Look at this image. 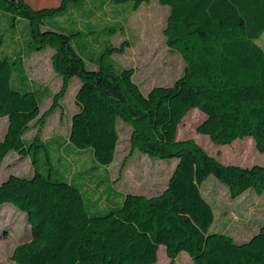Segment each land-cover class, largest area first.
I'll list each match as a JSON object with an SVG mask.
<instances>
[{
    "label": "trees",
    "instance_id": "1",
    "mask_svg": "<svg viewBox=\"0 0 264 264\" xmlns=\"http://www.w3.org/2000/svg\"><path fill=\"white\" fill-rule=\"evenodd\" d=\"M31 1L0 0L12 32L20 21L28 31V41L23 38L13 56H0V117L6 118L0 163L15 151L33 165L29 177L9 174L0 181V205L10 203L25 212L31 230L11 258L19 264H157L162 245L171 260L184 251L194 264H264V223L242 242L211 231L213 209L199 189L213 175L232 197L247 190L262 194L264 164L225 163L193 140L176 137L178 124L196 107L204 115L195 129L214 144L250 136L264 153V50L256 42L264 32V0H157L169 7L166 43L185 65L171 84L146 93L133 80L134 69L109 59L126 42L103 47L88 59L96 64L88 69L73 44L81 32H66L48 21L86 0ZM92 1L102 7L106 1H131L136 9L152 0ZM46 47L54 50L51 63L62 77L47 112L59 106L73 77L80 80L76 109L62 138L82 150L79 159L85 164L74 178L66 177L72 170L65 165L59 167L62 178L45 169L40 158L49 163L46 140L24 138L40 115L38 95L45 91L27 83L22 53ZM118 120L132 127L131 150L177 159L160 193H124L111 188L109 176L102 181L101 168L115 157ZM97 190L107 194L106 204L95 197Z\"/></svg>",
    "mask_w": 264,
    "mask_h": 264
},
{
    "label": "rangeland",
    "instance_id": "2",
    "mask_svg": "<svg viewBox=\"0 0 264 264\" xmlns=\"http://www.w3.org/2000/svg\"><path fill=\"white\" fill-rule=\"evenodd\" d=\"M39 1L31 2L33 4ZM97 4L98 1L86 0L83 6L71 8L64 14L48 19L57 29L81 32L74 36L73 44L85 58L88 69L96 67L95 62L88 59L92 56L96 58L103 47L110 44L119 46L126 42L124 50L111 54L109 59L117 66L134 69L133 80L144 93L153 86L171 84L183 73L184 60L178 51L169 48L164 34L169 13L168 5L160 4L157 0L141 3L136 9L130 6L131 1L121 3L106 1L103 7ZM7 20L8 18L0 12L2 40L0 56L3 54L13 56L20 48L22 39L28 41L26 24L18 22L17 29L12 32ZM108 27L111 29L108 30ZM256 42L264 50V32ZM53 51L52 48L46 47L39 51L26 49L22 53L21 62L27 83L36 87L38 91H45L43 96L38 95L40 115L30 122L24 138L29 141L34 137L41 141L46 140L49 163L44 157L41 156L42 160L40 158L41 163L45 162V169L50 168L53 176L62 178L59 167L65 165L72 170V174L69 173L66 177L74 178L81 173L85 164L79 159L82 150L71 144L67 146L62 138L68 134L71 114L76 109L75 94L80 80L73 77L59 100V106L47 112L53 96L62 84V77L51 63ZM202 114L196 107L189 109L178 124L177 139L193 140L209 154L225 163L264 164V153L258 151L254 139L250 136L237 138L230 144H214L207 135L198 133L195 128L202 120ZM117 129L119 137L115 157L107 168H101L102 181L106 182L109 176L111 188L120 192L143 193L147 196L160 193L166 187L177 159L152 158L137 149L131 150L132 127L118 120ZM5 130L6 118L0 117V136ZM32 173L33 165L30 158L20 156L15 151H10L0 163V181L9 174L29 177ZM105 175L107 178H104ZM199 189L213 209L211 231L226 232L235 241L242 242L250 238L264 223V192L258 194L253 190H247L232 197L227 186L213 175L203 180ZM106 195L100 190L95 192V197L102 204H106ZM30 233V224L25 212L19 211L10 203L0 205V264H19L11 255L19 242L30 238ZM157 260H160L157 264H194L184 251L171 260L162 245L157 250Z\"/></svg>",
    "mask_w": 264,
    "mask_h": 264
},
{
    "label": "crops",
    "instance_id": "3",
    "mask_svg": "<svg viewBox=\"0 0 264 264\" xmlns=\"http://www.w3.org/2000/svg\"><path fill=\"white\" fill-rule=\"evenodd\" d=\"M77 86H78V83H77ZM77 90V89H76ZM71 116H72V114H71ZM125 193V192H124ZM105 200H106V197H105Z\"/></svg>",
    "mask_w": 264,
    "mask_h": 264
},
{
    "label": "bare ground",
    "instance_id": "4",
    "mask_svg": "<svg viewBox=\"0 0 264 264\" xmlns=\"http://www.w3.org/2000/svg\"><path fill=\"white\" fill-rule=\"evenodd\" d=\"M147 13V12H146ZM149 14V13H148ZM154 17V16H153Z\"/></svg>",
    "mask_w": 264,
    "mask_h": 264
}]
</instances>
